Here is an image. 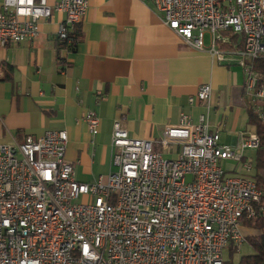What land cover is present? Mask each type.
<instances>
[{
    "label": "built area",
    "instance_id": "1",
    "mask_svg": "<svg viewBox=\"0 0 264 264\" xmlns=\"http://www.w3.org/2000/svg\"><path fill=\"white\" fill-rule=\"evenodd\" d=\"M90 1L3 0L0 44L33 39L57 10L65 42L58 62L66 67L64 52L72 51ZM145 1L192 47L206 49L208 33L218 60L237 55L247 103L264 120V0ZM212 92L201 84L189 102L208 111L197 121L181 112L158 140L133 137L116 120L114 168L94 182L76 178L67 130L1 143L0 264H225V250L246 240L243 219L264 211L263 190L249 176L253 160L236 149L256 150L261 139L254 128L240 133L238 147L222 143L209 118ZM82 119L94 135L98 114L88 110ZM156 143L181 148L169 158ZM228 160L243 173L228 169Z\"/></svg>",
    "mask_w": 264,
    "mask_h": 264
},
{
    "label": "crops",
    "instance_id": "2",
    "mask_svg": "<svg viewBox=\"0 0 264 264\" xmlns=\"http://www.w3.org/2000/svg\"><path fill=\"white\" fill-rule=\"evenodd\" d=\"M57 2L48 0L51 6ZM63 19L62 12L53 10L49 20L40 21L33 39L0 44V144L36 138L46 130H67L66 157L76 178L94 182L114 168L116 120L133 137L158 140L166 126L179 122L181 112L197 121L208 111L205 103L189 102L203 83L213 87L212 128L219 129L220 139L225 135L233 146L239 143L249 124L248 112L246 123L240 121L247 100L245 71L237 55L220 61L208 44L204 50L192 47L149 1L91 0L81 40L75 50L64 52L65 67L58 62ZM88 110L100 118L94 135L82 119ZM155 145L169 158L181 148Z\"/></svg>",
    "mask_w": 264,
    "mask_h": 264
},
{
    "label": "trees",
    "instance_id": "3",
    "mask_svg": "<svg viewBox=\"0 0 264 264\" xmlns=\"http://www.w3.org/2000/svg\"><path fill=\"white\" fill-rule=\"evenodd\" d=\"M82 34L81 25H78L73 32L75 42L73 44L72 51L76 49L82 38ZM64 45L65 42L59 40L58 38V59ZM226 47L228 46L226 45ZM246 108L248 112V124L255 127V130L261 139L259 147L255 150L256 159L253 161V169L252 172L249 173V176H251L263 190V196L260 204L264 207V120L253 112V109L248 103ZM244 226L258 230L259 233L248 237V243L253 249V252L242 255L238 264H264V211L263 213L257 214L253 218L243 219V227ZM228 249L230 258L225 259V264H233L232 258L234 252H236L235 247L230 245Z\"/></svg>",
    "mask_w": 264,
    "mask_h": 264
},
{
    "label": "rangeland",
    "instance_id": "4",
    "mask_svg": "<svg viewBox=\"0 0 264 264\" xmlns=\"http://www.w3.org/2000/svg\"><path fill=\"white\" fill-rule=\"evenodd\" d=\"M209 43V34L207 33L206 34V45ZM228 57V56H227ZM230 57V56H229ZM244 113H243V116L242 118H240V121L243 122L242 123H246L245 122V119H246V116H247V110L244 109ZM245 129H247L246 131H250V130H253L252 127H250V125H247L245 126ZM224 132H222L223 134ZM225 134V133H224ZM231 136H236L235 134H231ZM221 142L222 143H226V144H230L231 143V139L230 137H226L225 135H222V139H221ZM232 145V143L230 144ZM233 146V145H232ZM235 147H238V144L235 145ZM156 148V147H154ZM238 150L239 153H241L242 155H246V156H249V158H251L253 161L256 159V152L255 150H252V149H246V150H243L241 151L240 148H236ZM165 157H167L165 155ZM225 166H227L228 169H235L234 171V174L236 175H241L243 173V169H242V166H241V163L240 162H237L236 161H232V160H228V161H225L224 162ZM231 174H233V171L230 172ZM189 178V177H188ZM256 230L251 228V227H248V226H244L243 227V232H244V236L246 237V240L245 242L241 245L240 249L238 250L237 248H235V251L234 254H233V264H238L239 263V260L241 258L242 255L244 254H248V253H252L253 252V249L251 248V246L249 245L248 243V237L251 236V235H254V232ZM229 249L227 248L225 250V259H229Z\"/></svg>",
    "mask_w": 264,
    "mask_h": 264
}]
</instances>
